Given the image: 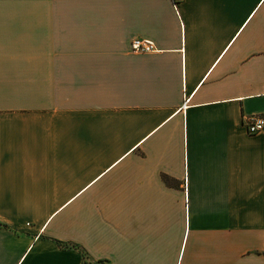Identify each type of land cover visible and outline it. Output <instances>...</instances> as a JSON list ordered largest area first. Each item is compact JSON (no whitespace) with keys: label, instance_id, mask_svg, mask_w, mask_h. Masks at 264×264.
Here are the masks:
<instances>
[{"label":"crops","instance_id":"1","mask_svg":"<svg viewBox=\"0 0 264 264\" xmlns=\"http://www.w3.org/2000/svg\"><path fill=\"white\" fill-rule=\"evenodd\" d=\"M253 115L264 0H0V264H264Z\"/></svg>","mask_w":264,"mask_h":264},{"label":"built area","instance_id":"2","mask_svg":"<svg viewBox=\"0 0 264 264\" xmlns=\"http://www.w3.org/2000/svg\"><path fill=\"white\" fill-rule=\"evenodd\" d=\"M174 9L183 0H170ZM131 51L138 54H150L155 52L153 43L147 40L134 39L130 43ZM187 99L184 105L187 103ZM243 127L248 135H256L264 130V117L261 115H253L243 119Z\"/></svg>","mask_w":264,"mask_h":264},{"label":"trees","instance_id":"3","mask_svg":"<svg viewBox=\"0 0 264 264\" xmlns=\"http://www.w3.org/2000/svg\"><path fill=\"white\" fill-rule=\"evenodd\" d=\"M56 243L59 247H62V248H78L76 245H73V244L60 243L57 241H56Z\"/></svg>","mask_w":264,"mask_h":264}]
</instances>
